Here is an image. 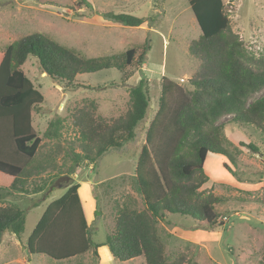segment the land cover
<instances>
[{
	"label": "trees",
	"instance_id": "obj_1",
	"mask_svg": "<svg viewBox=\"0 0 264 264\" xmlns=\"http://www.w3.org/2000/svg\"><path fill=\"white\" fill-rule=\"evenodd\" d=\"M188 1L202 32L188 48L199 61V68L185 88L167 77L161 80L158 110L146 130L134 176L144 208L137 210L128 204L119 207L113 232L104 243L115 261L143 258L145 264H198L185 254L169 260L158 221L166 222L168 215L178 214L194 219L201 227L217 224L220 214L215 206L223 200L208 187L210 179L204 166L210 153L225 156L236 165L224 146V117H231L232 124L254 127L264 136V59L249 53L232 31L230 4L223 0ZM112 19L130 27L147 22L126 13ZM141 49L140 53L133 47L118 55L87 58L47 35L34 33L0 51V198L31 194L29 167L42 142L33 126L32 112L43 104L44 96L22 70L27 59L35 57L41 73L58 85L74 84L83 74L110 69L124 73L131 66L142 69L150 49L148 39ZM129 95L130 108L116 118L99 116L95 100L72 112L82 151L74 155L78 161L62 175L72 181L81 162L97 164L104 154L136 140L150 106L149 81L144 75L136 86L129 87ZM61 124L60 119L52 122L46 136H58ZM242 145L261 153L252 143ZM224 167L229 170L226 163ZM79 189L80 184L72 183L64 196L47 206L28 239L30 255L59 261L92 251L100 260L103 244L92 238ZM43 191L40 187L34 193ZM94 214L100 216L98 206ZM25 223V210L0 206V244L5 231L20 236Z\"/></svg>",
	"mask_w": 264,
	"mask_h": 264
},
{
	"label": "rangeland",
	"instance_id": "obj_2",
	"mask_svg": "<svg viewBox=\"0 0 264 264\" xmlns=\"http://www.w3.org/2000/svg\"><path fill=\"white\" fill-rule=\"evenodd\" d=\"M223 2L230 4L232 31L249 53L264 59V0ZM121 13L146 18L147 22L140 27L121 25L112 19ZM34 33L47 35L87 58L118 55L133 47L139 48L140 53L147 39L150 49L142 69L131 66L124 73L110 69L83 74L77 76L74 84L58 85L42 74L35 57L30 56L22 66L44 96L43 104L32 112L33 126L42 142L29 167L31 194L0 198V206H17L26 211L22 234L16 236L10 230L3 234L0 264H145L143 258L127 262L107 260L109 254L103 248L113 232L119 207L128 204L137 210L144 208L134 176L146 130L158 110L162 78L185 88L199 68V61L188 48L202 32L189 1L0 0V51ZM142 75L149 81L150 106L146 120L137 129L136 140L104 154L97 164L81 162L72 181L51 189L60 178L57 177L75 165L74 155H81L82 138L73 125L72 112L95 100L103 118L124 114L130 108L129 87L136 86ZM58 119L62 120L58 136H46L50 124ZM230 119L221 120L224 146L234 156L236 165L225 156L210 153L204 166L210 179L208 187L223 200L215 206L220 214L218 222L213 227H201L194 219L178 214L168 215L166 222L158 221L169 260L185 254L198 264H264V136L254 127L232 124ZM250 143L261 153L242 145ZM72 183L80 184L79 194L92 223L94 242L103 244L100 260L92 251L59 261L41 254L30 255L26 246L37 223L47 206L64 196ZM40 187L44 191L35 194L34 190ZM97 206L100 216L96 218Z\"/></svg>",
	"mask_w": 264,
	"mask_h": 264
},
{
	"label": "crops",
	"instance_id": "obj_3",
	"mask_svg": "<svg viewBox=\"0 0 264 264\" xmlns=\"http://www.w3.org/2000/svg\"><path fill=\"white\" fill-rule=\"evenodd\" d=\"M224 159H221V161L222 162H224L223 161ZM80 198H81V195H80ZM142 200V199H141ZM81 201H82V205H83V209H84V212H85V215H86V218H87V221H88V224L89 225H91L92 223H91V220L89 219V217H88V213L86 212L87 210L85 209V206H84V201H83V199L81 198ZM89 210H91V209H89ZM95 216V215H94ZM102 248V247H101ZM99 249V254H100V256L102 255V249ZM107 248V249H106ZM103 250H106V252H107V254H109V258H111V259H109V258H107V260H113L114 258H113V256L111 255V253H110V250H109V248L108 247H104L103 248Z\"/></svg>",
	"mask_w": 264,
	"mask_h": 264
},
{
	"label": "water",
	"instance_id": "obj_4",
	"mask_svg": "<svg viewBox=\"0 0 264 264\" xmlns=\"http://www.w3.org/2000/svg\"><path fill=\"white\" fill-rule=\"evenodd\" d=\"M69 180H70L69 176H62L56 181V183L51 187V189H53L56 186H59L61 184V182H66V181H69Z\"/></svg>",
	"mask_w": 264,
	"mask_h": 264
},
{
	"label": "bare ground",
	"instance_id": "obj_5",
	"mask_svg": "<svg viewBox=\"0 0 264 264\" xmlns=\"http://www.w3.org/2000/svg\"><path fill=\"white\" fill-rule=\"evenodd\" d=\"M103 254V253H102Z\"/></svg>",
	"mask_w": 264,
	"mask_h": 264
}]
</instances>
